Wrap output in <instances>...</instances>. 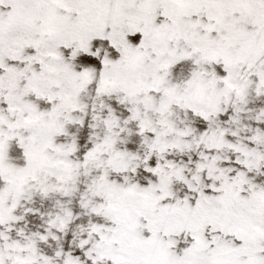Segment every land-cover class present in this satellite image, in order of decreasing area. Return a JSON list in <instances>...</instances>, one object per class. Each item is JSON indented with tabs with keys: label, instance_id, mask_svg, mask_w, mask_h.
Listing matches in <instances>:
<instances>
[{
	"label": "snow or ice",
	"instance_id": "1",
	"mask_svg": "<svg viewBox=\"0 0 264 264\" xmlns=\"http://www.w3.org/2000/svg\"><path fill=\"white\" fill-rule=\"evenodd\" d=\"M0 264H264V0H0Z\"/></svg>",
	"mask_w": 264,
	"mask_h": 264
}]
</instances>
